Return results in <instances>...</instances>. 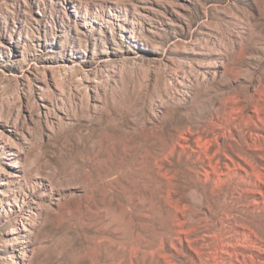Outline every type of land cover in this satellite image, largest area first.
Wrapping results in <instances>:
<instances>
[{"label": "rangeland", "instance_id": "rangeland-1", "mask_svg": "<svg viewBox=\"0 0 264 264\" xmlns=\"http://www.w3.org/2000/svg\"><path fill=\"white\" fill-rule=\"evenodd\" d=\"M0 264H264V0H0Z\"/></svg>", "mask_w": 264, "mask_h": 264}]
</instances>
